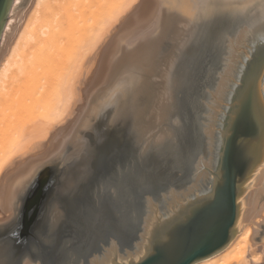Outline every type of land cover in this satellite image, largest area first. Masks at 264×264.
<instances>
[{
    "label": "bare ground",
    "instance_id": "1",
    "mask_svg": "<svg viewBox=\"0 0 264 264\" xmlns=\"http://www.w3.org/2000/svg\"><path fill=\"white\" fill-rule=\"evenodd\" d=\"M28 1H30V5L24 11V6ZM202 1L137 0L134 5L131 0L11 1L9 9L11 16L7 17L9 19L4 25L1 34L3 39L0 41L2 43L0 47V210L2 208L3 211L5 209L8 211L12 206L16 191L33 172L36 162L54 153L55 149L51 148L63 144L65 138L74 131L76 124L73 122L76 121L71 117L73 114L75 115L76 110H79L78 106L84 98H79L83 76V82L86 85H83L85 89L82 90L87 93L90 89L93 90L96 79H104L105 82L102 81L104 82L102 84H105L110 79L108 77L114 74L115 78L112 82L110 81L107 92L104 93V99L106 98L108 103L109 101H116L121 111H124L123 107L127 101L129 104V101H132V97L128 98L132 95L135 96L134 106L132 103L129 105L131 109H134H130L127 120L131 124L130 134L132 136L130 137L135 136L133 138L137 139V143L138 141L142 143L143 140L152 141L153 139L152 142L156 143L158 141L156 136L159 132L156 136L155 133L148 136L149 139L147 140L145 136L147 131L150 130L153 122L156 124L158 121L163 122L165 119H169L171 115L170 111L166 109L169 95L166 98L163 97L164 102L162 100L161 104L158 100L162 96L159 98L157 95L152 99L151 102L154 103L151 107L152 111L145 119L146 107L144 108L141 103L148 94L154 92L155 88L157 94L160 86L166 89L168 84L170 92H172L170 95H173L170 100L176 101L178 104L182 100L186 105L187 101L192 99L193 107H191V101L189 110L184 107L186 114L182 120L183 124H180L178 129L176 127L178 125L177 120H175L174 126L170 128L169 126L162 127L161 132L164 135L162 138L160 137L162 140L159 141L166 144L164 147L157 149L150 155L136 152L139 157L131 159L135 169H132L131 174L130 172L124 173L125 169L122 170V174L130 175L126 177L125 182L121 181L118 189L128 190V187L131 189L132 181L139 176L167 175L168 171L174 169L175 163H182L183 159H188V154L185 153L186 145H189L190 142L194 143L196 134L195 128L191 126L192 119L195 118L198 111V105H195V102L199 96L196 91L201 78L207 79L211 75L208 69L211 68L212 63L208 60L209 57L206 61H201L203 63L198 66L201 68V73L196 70L195 74L189 71L187 74L185 69H180L179 72L175 71V66L173 67L172 64L175 62V48L181 36L188 40L181 54L191 53L188 54L189 57L187 56L189 58L188 67L202 52L203 47H197L193 51L194 53L191 52L192 48L189 41L193 39V34L197 30L202 31L205 24H198L197 21H193L192 27L188 30L185 31V27L181 28L185 17L195 6L198 8L207 5L206 1V4ZM240 1L245 3L244 6L231 11L236 17L245 15L244 9H247L249 5L253 6V10L254 8L258 9L255 0ZM165 4L168 6H162ZM246 4L248 6H245ZM238 11L242 13L238 15ZM211 12L215 17L222 14L213 10ZM223 13L225 16V11ZM20 15L22 17H19ZM223 19L225 20V18ZM18 20L20 21L19 27L13 33L12 29ZM209 22L211 23V21ZM218 25L219 23H216L214 26L203 29L206 32L205 36L211 37L213 35L212 41L216 43L212 48L206 43L207 52L211 51L210 55L219 51L225 37L224 33L219 32L220 25ZM238 33L239 30L237 35ZM236 38L237 36L231 39V45H234ZM167 39L169 41L166 42ZM116 41L118 42L114 46ZM209 41L211 42V39ZM169 42H171L170 50L166 53L164 47ZM230 49L232 50V48ZM88 58L90 59V65H87L89 69L86 68ZM224 71L225 68L221 73L219 82H216L214 98L208 105L210 114L207 123L202 127L205 135L221 87ZM155 74L158 77L161 76L162 81L156 80L154 82L152 78ZM145 76H147L146 80L143 78ZM177 90L181 91L180 99L178 96L176 99ZM95 104L94 106H96ZM177 107L180 108L179 105ZM176 129L178 134H176ZM191 134H193L192 140H190ZM205 135H202L203 140L201 139V143H198L200 147L204 142ZM131 139L130 146L132 144ZM192 150L193 155L199 151L198 147L195 150L192 148ZM116 151L118 155L117 158L112 157L114 161L122 165L126 164L127 149H123L121 145V147H117ZM144 155H146L145 158ZM101 161L109 165L108 169L111 168L110 163H107L105 158H102ZM136 166L138 167L136 168ZM118 167L113 168L111 173L108 171L107 174L104 173L107 177L105 178L106 183L111 184L113 179L120 176L121 172L117 170ZM133 167L132 164L128 165V169ZM101 170H103V166ZM123 185L125 186L123 187ZM170 188L172 187H169L168 191ZM126 193L129 194V192H125L119 196L124 198ZM96 198L89 199L90 208L86 207L87 210L94 209V206L98 204L99 201L96 202ZM159 198L147 199L145 197L144 203L141 202L140 204L143 208L137 210L133 216L127 208V210L121 209L119 216L127 224L124 230L134 226ZM106 202H101V209ZM108 209L109 211L112 210L113 206H109ZM2 210L0 215L4 213ZM140 213L143 215L139 216ZM79 222L83 225L88 223L81 221V219L75 223V220L72 219L70 224L73 226ZM263 226L264 166L244 196L241 230L226 248L194 264H259L261 253L257 250V240L261 235ZM111 240L109 247H104L101 254L93 256L91 264L100 262L118 243V240L114 238Z\"/></svg>",
    "mask_w": 264,
    "mask_h": 264
},
{
    "label": "rangeland",
    "instance_id": "2",
    "mask_svg": "<svg viewBox=\"0 0 264 264\" xmlns=\"http://www.w3.org/2000/svg\"><path fill=\"white\" fill-rule=\"evenodd\" d=\"M205 1L207 2L206 6L202 5L198 8L195 6V8L192 9L193 11L191 10L190 13H188L185 17V21L181 24V28L183 29L185 27V31L188 30L192 27L193 21H197L198 24L204 23V28H209L219 23V32L225 34L222 46L218 52L214 55L211 53L210 55L211 51L207 52V47L205 45L207 43L209 47L212 48V46L216 44L215 41H212L214 38L213 35L211 37L205 36L206 32L203 30L204 28L202 31L197 30V32L193 34V39H189V45L192 48L191 52L195 51L197 47H203L200 55H198L188 67V54L191 53L181 54L188 42L187 39L181 36L178 39L179 42L177 46L175 45L176 58L174 64H172L173 67L175 66V71L179 72L180 69H185L187 74L188 71L195 74L196 70L201 73V68L198 67L199 64L203 63L201 61H206L209 57L208 60L212 63V69H208L211 75H209L207 79H199L200 84L196 91V93L198 92L199 98L197 97L195 102V105H198V111L195 114V118L192 119L191 125L196 131L195 140L194 143L190 142L189 145H186V154H189V148H194L195 150L196 147H198L200 151L201 147L198 143H201V137L205 135L202 131V127L207 123V118L210 114L208 105L214 98L213 93L216 92L217 83L219 82L221 73L226 67L230 55L229 51H231L230 48H232L233 45H231V39L237 36V31L240 30L247 19H249L248 17L251 15L254 16L258 12L264 10V0H255L256 4H258V9L254 8L253 10V6H248V3L245 5L248 6L247 9H244V12L247 14L245 13V15L241 17L240 14L242 12L238 11V15L240 16L236 17L231 11H234L237 7L244 6L245 3H242L240 0H203L202 3ZM29 5L30 1L27 2L23 10L25 11ZM212 10L217 12L223 11L220 16L218 15L215 17L211 12ZM224 11L225 16L223 13ZM10 16L9 11L7 17ZM22 16L20 15L19 17ZM222 17L225 18V20ZM8 19L9 18H6L5 23ZM19 20L14 24L12 29L13 33H15L19 27ZM209 21H211V23ZM2 39L3 37L0 38V41H2ZM209 39H211V42ZM167 41L169 40L167 39L166 42ZM117 42L118 41L115 42L114 46ZM1 46L2 43L0 44V47ZM170 46L171 42L165 45L164 49L166 53L169 52ZM87 61L86 68L89 69L87 65H90V59L88 58ZM87 69L85 70L84 68L85 71H87ZM114 78V74L111 77L109 76V81L105 84H102L105 82L104 79H96L93 90L90 89L91 91L89 90L87 93L83 91L85 89L83 85H86L83 82L84 76L81 78L82 85H80L81 94L79 98H84L78 106L79 110L75 112L76 118L74 114L73 117H71L76 121L73 122V124H76L74 131L69 135L67 133L68 136L65 138L63 144L51 148L55 149L53 151L54 153L36 162L33 172H31L25 182L21 184L19 190L16 191L12 206L8 211H5L7 209L3 211L1 208L4 213L0 215V264H91V259L95 254H101L104 251V247L110 246L111 239L114 237L121 238L120 234L130 230L129 228L125 230L122 228V233L116 231L121 221L119 213L121 209H128L132 194L139 191V188H137L138 185L146 183L147 181L149 182L151 179L149 178L147 180L145 179L146 177L139 176V179L136 178L132 181L131 189L129 187L128 190L124 188L118 189L117 187L121 181L125 182L126 177L131 174L132 169H135L133 163H131V159L133 160L135 157H139L136 152L150 155L157 149L164 147L166 144L159 141L164 135L161 132L162 127L169 126L170 128L174 126L173 124H175V120H177L178 125L176 127L178 129L180 124H183L182 120L186 114L184 112L185 108L189 110L190 101L192 104L191 107H193V103L192 99L188 100L186 105L182 100L180 104L176 101H173V103L170 100L173 98V95H170L172 92H170L168 84L166 89L160 86L159 93L157 94V89L155 88L154 92L148 94L147 98L141 103L144 108L146 107L145 119L152 111L151 107L154 103L151 101L157 95L159 98L162 96V98L158 100L159 104L169 95L168 97L170 98L169 101L166 102V109L170 111L171 115L169 119H165L163 122L158 121V125L153 122L150 126V130L147 131L148 133L145 135L147 140L149 139L148 136H152L154 133L156 136L157 132H159V134H157L158 136H156L158 140H156V143L152 142L154 139L152 141L143 140L142 143L138 141L137 143V139L133 138L135 136L130 137L132 136L130 134L131 124L127 120V115L134 109H131L129 105L132 103L134 106L133 101L135 100V96L132 95L128 98L130 99L132 97V101H129L130 104L128 101L126 102L123 107L125 112L119 110V104H117L116 101H109L108 103V100L106 98L104 99V93L107 92L106 90L109 87V83L110 81L112 82ZM143 78L146 80L147 76ZM149 78H152V76H149ZM153 78L152 80H154V82L156 80L162 81V77H158L156 74ZM186 80L189 81V79ZM176 92L177 99V96L178 98L181 96V91L177 90ZM134 93L136 94L135 90ZM96 102L100 103L98 104ZM94 104L96 106H94ZM178 105L180 108L177 107ZM153 108L155 109V107ZM71 118L70 120H72ZM187 120H189V118ZM177 129L176 134H178ZM192 135L193 134H191L190 140H192ZM130 138H132L131 146L129 144ZM121 145L123 149H127L126 155L128 154L127 162L123 165L117 161L115 162L113 159L115 157L117 158L118 154L116 149L117 147H121ZM199 151L197 154L192 155V161H195ZM128 152H131L130 156ZM146 155L143 157L145 158ZM102 158H105L107 163H110L112 169H108L109 165L102 162ZM131 164L133 168H129V171L128 165ZM102 166L103 170H101ZM116 166H119L117 170H119L121 174L123 169H125L124 173L130 172V174L128 176L126 174H120L118 178L113 179L111 184L106 183L105 178L107 177L104 173L107 171L111 173V170ZM137 167L138 166H136V168ZM178 173L181 174L180 171ZM124 186L125 185H123V187ZM86 189L91 190L92 193ZM125 192H129V194L126 193L127 195L124 198L119 196ZM165 192L167 193V191ZM98 196H101L103 199ZM92 197L93 199L97 197L95 201H99L100 203L98 202V204L94 206V209L87 210V208H90L88 201ZM113 199H117L118 201ZM103 201L107 202L104 204V208L102 207L101 209V202ZM109 206H113V209L110 211L108 209ZM72 219L75 220V223L80 219L88 223L83 225L79 222L72 226L70 224ZM257 250L261 253L259 264H264V226L257 240Z\"/></svg>",
    "mask_w": 264,
    "mask_h": 264
},
{
    "label": "water",
    "instance_id": "3",
    "mask_svg": "<svg viewBox=\"0 0 264 264\" xmlns=\"http://www.w3.org/2000/svg\"><path fill=\"white\" fill-rule=\"evenodd\" d=\"M11 1L0 0V38ZM189 149L167 175L144 177L151 181L132 194V216L145 197L172 188L126 233L119 220L121 238L114 237L119 242L97 264H194L226 248L241 230L244 196L264 166V10L239 30L195 161ZM213 201L218 211L203 224Z\"/></svg>",
    "mask_w": 264,
    "mask_h": 264
},
{
    "label": "snow or ice",
    "instance_id": "4",
    "mask_svg": "<svg viewBox=\"0 0 264 264\" xmlns=\"http://www.w3.org/2000/svg\"><path fill=\"white\" fill-rule=\"evenodd\" d=\"M137 0H131V3L134 5L136 4ZM164 7H167L168 5H162ZM219 204L216 201L210 202L206 208L204 209V215L205 219L203 221V224H206L211 221V218L214 216V214L218 211ZM203 224L201 226H203Z\"/></svg>",
    "mask_w": 264,
    "mask_h": 264
}]
</instances>
